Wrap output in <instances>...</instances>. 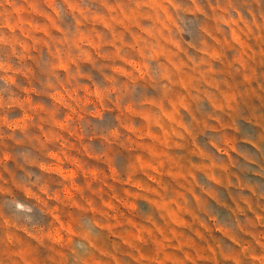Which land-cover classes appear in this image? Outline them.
Listing matches in <instances>:
<instances>
[{"label":"rangeland","instance_id":"obj_1","mask_svg":"<svg viewBox=\"0 0 264 264\" xmlns=\"http://www.w3.org/2000/svg\"><path fill=\"white\" fill-rule=\"evenodd\" d=\"M0 264H264V0H0Z\"/></svg>","mask_w":264,"mask_h":264},{"label":"clouds","instance_id":"obj_2","mask_svg":"<svg viewBox=\"0 0 264 264\" xmlns=\"http://www.w3.org/2000/svg\"><path fill=\"white\" fill-rule=\"evenodd\" d=\"M19 206V205H18Z\"/></svg>","mask_w":264,"mask_h":264}]
</instances>
